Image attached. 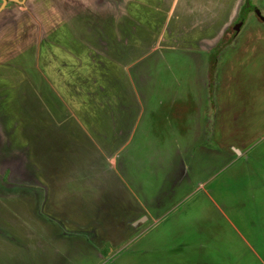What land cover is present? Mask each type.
I'll use <instances>...</instances> for the list:
<instances>
[{
    "label": "rangeland",
    "instance_id": "rangeland-1",
    "mask_svg": "<svg viewBox=\"0 0 264 264\" xmlns=\"http://www.w3.org/2000/svg\"><path fill=\"white\" fill-rule=\"evenodd\" d=\"M80 1L75 4L80 5ZM174 2L159 8V13L171 15L176 4ZM204 2L206 4V0ZM3 3V7L11 6L9 8L14 13L9 17L4 15L8 22H0L5 35L10 36L7 39L11 41V52L6 53L5 62L0 59L1 63H9V70L2 73V77L15 82L20 75L14 69L19 68L17 70L20 72L24 70L19 64L25 62L20 58V51L32 48L36 55L42 41L55 40L52 31L65 26L67 22L61 15V10L66 6L60 0L59 13L58 5L53 0H33L27 6L22 0H0V5ZM192 10L183 5L179 13L188 14ZM141 14L145 15L143 11ZM239 14L242 18L240 30L230 28L218 45L204 56L205 61L201 59L204 66L189 55L172 54L166 57L165 62L154 67L153 82L156 87L147 94V110L152 115V119L149 118L153 127L149 130L151 137L144 138L140 134L129 146L132 148L141 141V149H130L123 161L126 170L124 180L133 184V189L125 183L124 189L121 188L125 194L120 193L119 205L111 207L117 220L122 223L125 216L118 208L123 206V199L127 196L125 189L129 188L132 194L137 191L143 207L142 199L147 201L151 218L144 220L142 218L147 216H143L136 227H132L127 220L130 226L126 224L125 227L131 228L133 233L124 232L112 237L109 234L111 240L107 242L111 241L113 250L105 251L103 243L101 257L83 259L75 252L67 253L68 249L64 246L62 253H66L63 255L69 257L71 264H256L242 237L250 245L264 248L260 243V240H264V0H244ZM64 15L67 16V13L64 12ZM75 23L80 30V22ZM97 23L87 24L91 33L99 26L94 27ZM147 29L146 25L140 24L141 32L146 33L144 30ZM71 32L76 41L81 39L83 45L93 47L94 39L88 33ZM151 33L154 32L151 30ZM45 50L47 46H44ZM44 54L47 56V52ZM82 59L83 55L76 56L74 65L78 67L86 61ZM87 61L82 70L74 67V71H78L74 75L69 74L72 69L68 65L64 64L66 68H61L62 77L66 81L71 79L74 88L69 101L61 94L59 101L63 108H68L70 103V114L76 118L79 106L74 108L73 103L81 100L91 103L93 96L98 95L99 87L108 84L106 75L98 74ZM128 66H124V70ZM81 71L84 72L80 74ZM102 75L103 78H100ZM126 76L123 86L129 80ZM42 77L49 83L45 74ZM34 94V106L36 103V108L44 116H52L51 111H48L51 115H47L39 106L37 100L41 98L37 91ZM172 99L176 100L173 107L167 104ZM47 120L50 122H45L46 127L51 125L54 130H60L66 142L70 140L69 132H79V128L74 127L78 124L72 121L73 118L60 123V126L59 121L55 124L48 117ZM67 123L69 125L65 127ZM140 127L142 129V123ZM11 134L14 135L13 132ZM18 136L16 133L15 138ZM143 140L146 145H143ZM20 141H13L15 147L9 155L16 154L10 159L9 169H0L1 174L7 176V184H20L13 180L10 170V164H16L20 169L19 154L23 145ZM180 162L183 163V183L169 201H164L160 196L169 193V177L180 170ZM15 177V180L20 179L18 175ZM6 188L10 189L8 186ZM13 200L17 210L21 211V200L16 197ZM8 202V199L0 196V236L7 221L15 219L25 224L19 212L10 210ZM160 207L164 208L157 216ZM61 217L64 216L60 215L58 219ZM65 224L69 229H74L71 224ZM23 226L15 228L12 233L23 232ZM77 227L83 226H76L75 229ZM29 228L33 229L31 226ZM126 228L124 230H128ZM52 235H43L42 241L50 245L60 243L59 238ZM7 250L0 249V264H48L50 259L45 255L39 259L30 252ZM258 252L263 254L264 250ZM71 254L73 256L70 257Z\"/></svg>",
    "mask_w": 264,
    "mask_h": 264
},
{
    "label": "crops",
    "instance_id": "crops-1",
    "mask_svg": "<svg viewBox=\"0 0 264 264\" xmlns=\"http://www.w3.org/2000/svg\"><path fill=\"white\" fill-rule=\"evenodd\" d=\"M22 1L26 6L33 2ZM76 1L80 0H62V5L66 7L61 10V15L67 22L64 23L65 26L52 31L55 40L42 41L36 55L32 48L20 51V58L25 62L19 64L24 70L20 72L17 70L19 68L14 69L20 75L15 82L2 77V73L9 70V63L1 62H5L6 53L11 52V41L7 39L10 36L5 35L4 27L0 26L1 170L9 169L10 159L16 154L9 155L15 147L13 141L21 140L23 143L19 154L20 169L16 164H10L13 180L20 184L5 185L1 182L0 196L8 199L10 210L19 212L20 218L25 220V224H22L9 218L14 221H7L8 224L1 231L0 249L30 252L39 259L45 255L50 258L48 264H71L69 257L63 255L66 253H62L64 246L68 249L67 253L75 252L83 259L101 257L103 246L105 251L113 250L114 245L111 241L107 242L112 235L133 233L131 228L125 227L127 220L132 227H136L142 222L140 218L143 216H147L142 218L144 220L151 218L147 201L142 199L143 207L137 191L132 194L129 188L125 189L127 196L123 199V206L118 208L125 216L122 217V223L117 220L114 208L111 207L119 205L120 193L125 194L121 191L125 183L133 189V184L124 180L126 170L123 168V161L130 149H141V141L132 148L129 146L140 134L144 138L151 137L149 130L153 127L149 118L152 119V115L147 110V94L156 87L153 82L154 67L165 62L166 57L172 54L189 55L196 63L204 66L201 59L218 45L229 29L239 31L242 27V22L236 21L244 0H212L209 3L206 0V4L204 0H174L176 4L169 16L159 13V8L169 6L173 0H81L80 5L75 4ZM59 2L60 0H53L58 5L57 11L60 9ZM3 5L4 3L0 5V22H8L4 15L13 16L14 12L11 11V6ZM183 5L193 9L192 12L180 14ZM178 6L181 8L178 9ZM141 11L145 15L142 16ZM75 22H80V30ZM89 22H98L93 26L97 27L99 24V29L95 28L91 33L87 25ZM152 22L158 24L153 25ZM141 23L148 27L144 30L146 33L140 31ZM239 23L241 25L237 28ZM74 30L83 32L82 35L88 33L94 39V48L83 45L81 39L76 41L71 32ZM59 36L62 38L59 39ZM44 46H47L45 51ZM98 49L101 51H97ZM46 52L47 56L44 54ZM80 55H83L82 60H88L89 67L92 66L98 74L106 75L108 84L102 89L99 87L92 104L83 100L73 103L74 108L79 106L76 118L70 114L71 104H68V108H63L59 96H66L68 101L73 97L71 79L64 80L61 68L68 65L73 70L69 74H77L74 62L75 57ZM86 61L76 68L82 70ZM126 65L128 68L124 70ZM88 71L89 69L86 72ZM44 74L49 83L42 77ZM104 75L99 77L103 78ZM125 76L129 80L123 86ZM34 91L40 95L41 99L37 100L39 106L47 115H51L48 112L51 111L52 116H44L36 108V103L34 106ZM87 99L90 101V98ZM167 104L173 107L176 100L172 99ZM47 117L55 124L59 121L58 126L73 118L72 121L78 124L74 127H78L79 132H69L70 140L66 142L65 135L60 130H54L51 125L46 127ZM146 124L149 125L146 127ZM68 125L69 123L64 126ZM16 133L19 135L17 138ZM73 137L76 138L73 140ZM146 144L143 140V145ZM179 164L180 170L169 177V193H162L160 196L164 201H169L183 183V163ZM118 170L121 171L117 172ZM16 175L20 179L15 180ZM200 184L202 183H198ZM11 188L15 191L10 192ZM14 197L21 200V211L17 210ZM163 208L160 207L157 216ZM60 215L64 217L58 219ZM65 223L71 224L74 229H69ZM20 226H23V232L12 233V230ZM76 226L83 227L75 229ZM52 234L59 238L60 243L53 241L50 245L42 241L43 235L53 237ZM242 239L256 264H264V253L258 252L264 248L259 249L258 245H250L243 237ZM260 243L264 245V240H260Z\"/></svg>",
    "mask_w": 264,
    "mask_h": 264
},
{
    "label": "flooded vegetation",
    "instance_id": "flooded-vegetation-1",
    "mask_svg": "<svg viewBox=\"0 0 264 264\" xmlns=\"http://www.w3.org/2000/svg\"><path fill=\"white\" fill-rule=\"evenodd\" d=\"M239 15H240V14H239ZM239 19H240V20H239ZM241 19H242V18H240V16H239L237 20H238L239 22H241ZM238 21H237V22H238ZM6 177H7V176H6L5 173H4V174H1V172H0V182H2V183H4V184H7V183H6V181H7ZM8 185H9V184H8ZM0 190H2V188H0Z\"/></svg>",
    "mask_w": 264,
    "mask_h": 264
},
{
    "label": "water",
    "instance_id": "water-1",
    "mask_svg": "<svg viewBox=\"0 0 264 264\" xmlns=\"http://www.w3.org/2000/svg\"><path fill=\"white\" fill-rule=\"evenodd\" d=\"M6 0H3V2H5ZM241 25V23H239V24H237V28H239V26ZM238 154H239V152L237 151V150H235Z\"/></svg>",
    "mask_w": 264,
    "mask_h": 264
}]
</instances>
